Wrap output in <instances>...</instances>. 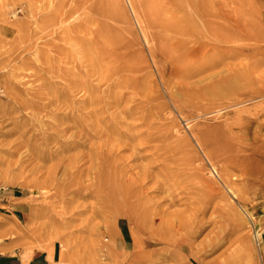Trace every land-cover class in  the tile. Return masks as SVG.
Returning <instances> with one entry per match:
<instances>
[{
  "label": "rangeland",
  "instance_id": "1",
  "mask_svg": "<svg viewBox=\"0 0 264 264\" xmlns=\"http://www.w3.org/2000/svg\"><path fill=\"white\" fill-rule=\"evenodd\" d=\"M189 1L174 34L144 0H0V193L49 264H264V0ZM220 11L252 39L217 50Z\"/></svg>",
  "mask_w": 264,
  "mask_h": 264
},
{
  "label": "bare ground",
  "instance_id": "2",
  "mask_svg": "<svg viewBox=\"0 0 264 264\" xmlns=\"http://www.w3.org/2000/svg\"><path fill=\"white\" fill-rule=\"evenodd\" d=\"M144 1H146L147 6L144 7L143 9H140L139 11H140L141 20L142 21L144 20L143 22L144 24L146 22V24L144 25V30L146 32L148 30L150 31L151 28L152 30L163 28L165 30L173 32L174 34H177L179 33L180 30L185 31L187 29H194L195 27L196 28L199 27L198 26L199 23L197 22L195 18V12L197 11L196 10L197 8H195L192 1L174 0V2L176 3L175 6H173L172 9H167L166 13L165 11H162L161 8L159 9L158 2L156 1L152 2L151 0H144ZM181 13L193 16L191 21L187 20L186 26H180L178 22L173 21V18L176 17L177 14H181ZM210 13L213 14L214 12L211 11ZM167 14L169 16H167ZM215 14H218V13H215ZM218 15H222V17L220 16V18L226 20L224 24H221V23L215 24V25L207 24L204 26L205 29H208V30L212 29L218 32L217 41L219 45L217 46V50H225L224 48H221V46L230 44V42L239 41V42L245 43V41H250L252 39V34L247 31L245 24L243 23V21H241V19H238L237 21L234 19L231 20L230 14L228 12H223V11H220ZM132 34L135 35L134 33ZM151 36L155 38L157 34L151 32ZM160 41H159L160 43L159 48L161 49V47L166 46L167 42L166 41L164 42V40H162L161 42ZM162 43L165 46L162 45ZM209 148L212 149L211 147ZM256 152H262V151H255L254 153ZM254 153L249 154L248 157L252 159ZM199 172H200L203 183L207 185L208 187H213L214 182L211 180L210 177H208V174L206 173L207 169L205 167H202L199 170Z\"/></svg>",
  "mask_w": 264,
  "mask_h": 264
},
{
  "label": "crops",
  "instance_id": "3",
  "mask_svg": "<svg viewBox=\"0 0 264 264\" xmlns=\"http://www.w3.org/2000/svg\"><path fill=\"white\" fill-rule=\"evenodd\" d=\"M0 193V264H49L47 255L27 228L28 209Z\"/></svg>",
  "mask_w": 264,
  "mask_h": 264
},
{
  "label": "built area",
  "instance_id": "4",
  "mask_svg": "<svg viewBox=\"0 0 264 264\" xmlns=\"http://www.w3.org/2000/svg\"><path fill=\"white\" fill-rule=\"evenodd\" d=\"M254 231V235H255V237L257 238V239H259L261 236H262V234H261V228H257L256 226H254V229H253Z\"/></svg>",
  "mask_w": 264,
  "mask_h": 264
}]
</instances>
